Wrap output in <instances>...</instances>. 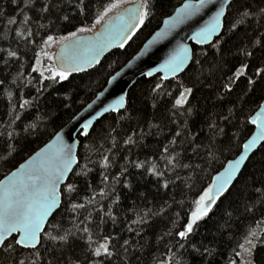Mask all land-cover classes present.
I'll return each instance as SVG.
<instances>
[{
  "label": "trees",
  "instance_id": "16d2710c",
  "mask_svg": "<svg viewBox=\"0 0 264 264\" xmlns=\"http://www.w3.org/2000/svg\"><path fill=\"white\" fill-rule=\"evenodd\" d=\"M184 1L186 0H151L149 21H146L145 26L136 33L125 48L109 54L100 65L89 72L72 74L67 81L50 87L43 93H37L35 89L40 85L32 79L37 74L31 72V66L34 64V53L40 51L38 46H42L41 39L46 38L45 32L60 39L61 36H67L75 29L65 27L59 21L49 25L48 19H38L37 12L28 10L25 11L32 18V23L24 25L21 22L23 14H17L22 5H14L11 0H0V9H3V14L0 15V47L10 46L16 50L19 42L18 54L24 61V63L10 62L7 68L0 61V79H5L6 82L4 86H0V133L9 131L20 133V137L12 141H9L6 135H0V180L46 144L102 91L110 77L140 50L150 36L160 28L163 20ZM113 2L115 0H91L95 12H102L105 6ZM249 2L254 6L264 4V0H249ZM65 11L68 9L65 8ZM5 17L15 19L18 23L8 25ZM39 24H44L45 28H39ZM88 24L89 26L94 24L91 14L88 17ZM25 27L38 33L34 37L37 46L28 45L25 48L23 41L14 37L15 30L23 31ZM255 27L258 26L255 24L250 26L245 22L235 34L229 33L231 39L226 45L227 51L223 60L217 57L213 61L210 51L207 58L201 57V65H197L196 69L188 75L183 73L165 82L160 76L139 80L128 94L127 107L119 113L105 116L94 126L95 131L90 137L80 139L78 151L80 165L76 166L75 170L79 171L85 163L89 168H93L94 171L89 174L92 188L95 192H99L104 188L99 180V176L104 171L99 166L102 153L106 154L110 151L112 153L110 158L115 161L114 167L108 170L110 177L119 175L120 166L125 164V155L134 160L138 158V161L143 162L147 169H150L153 163L157 167H162L163 161H159L157 157L162 147L168 145L169 140L173 138L179 142L173 154H179L182 163L199 164V168L194 172L180 167H177L176 172L168 171L169 177L178 175L179 178L174 181L170 179L169 189L164 190L159 188L157 180L148 175L144 169L129 167L126 179L132 184L131 190L110 178L111 186L116 188V194L120 197L118 205H112L111 197L106 199L97 195L87 209L93 212L87 220H85L86 210H72L68 207L55 217L53 223L60 224L62 230L72 231L86 224L91 229L93 239L100 243H103V235L108 234L120 235L121 240L131 239L134 247L140 251L131 257L130 264H159L160 260H167L168 255L172 254L169 249L177 254V264H231L233 259L240 264V258L235 256L236 251H241L238 243H242L245 238H252L250 235L252 232L264 233V192L257 191L264 188V171H262L264 144L253 154L229 194L221 197L212 212L197 222L195 234L191 240L201 251L210 249L209 253L200 255L194 253L191 247L179 249L174 247L175 240H171L166 248L165 241L160 240L159 237L182 227L187 222L188 214L196 207L194 201L198 199V195L211 185L214 175L223 169L228 161L239 155L241 144L246 142L254 131V126L246 123V118L258 110V102H263L264 84L258 83L254 90L243 99V108L237 110L236 116L230 123L224 122L223 115L237 103L239 93L227 97L224 101L219 100L218 96L223 92L220 85L224 82L225 75L230 72L233 65L238 63L233 53L238 50L242 41L247 43L255 35L253 32ZM258 55H264V53H258ZM47 74L46 72L45 75ZM14 80L15 83H13ZM29 80L31 83H28ZM180 82L189 87L194 86V94L190 98L193 111L187 117L186 124L183 123L185 117L172 116V104L178 94ZM157 83L165 86L159 93L153 92ZM25 84L27 87L24 86ZM165 91L171 92L172 95H165ZM23 100H29L31 106L20 109L19 103ZM17 114L21 116V120L10 123ZM209 122L218 123L224 132L210 130ZM30 124H35L36 128L23 132L22 128H28ZM153 125H159V127H153ZM113 129H115L114 132ZM140 129H143L147 135L129 152L123 141L133 131L138 132ZM185 129H191L187 137H174L175 131L183 132ZM109 133L115 137V146L112 144V136ZM194 134H198L197 139L200 145H208L209 137H211L214 147L210 156L206 157L203 147L198 154H193L196 144H190V140ZM6 143L10 151L4 150ZM185 149H187L186 152ZM6 156L10 160L8 163L4 160ZM124 180L125 177H121V181ZM189 184L192 185L191 188L187 187ZM80 188L81 198L76 202L87 203L84 197L92 196L94 193L86 189L82 180ZM95 207H103L106 211L111 209L117 217L116 224L114 225L107 217H104L101 223L100 215L94 211ZM177 212L180 213L179 218L176 216ZM145 213L149 214L146 217L149 222L142 228H138L141 236L137 237L135 233H129L127 227L129 225L137 227L132 224V221L138 220L140 215ZM157 213L163 214L157 215ZM49 231H51L50 228ZM141 245L143 248L140 247ZM41 252L42 255H47L43 249ZM68 256L82 264H88L86 245L82 239H77L71 245ZM254 264H264V246L257 247Z\"/></svg>",
  "mask_w": 264,
  "mask_h": 264
},
{
  "label": "snow or ice",
  "instance_id": "6c2138e0",
  "mask_svg": "<svg viewBox=\"0 0 264 264\" xmlns=\"http://www.w3.org/2000/svg\"><path fill=\"white\" fill-rule=\"evenodd\" d=\"M11 2L14 5H22L17 14H23L21 22L24 25L32 23V18L25 11L28 10L37 12L38 19H48L49 25L59 21L65 27L75 29L70 31L67 36L60 37L62 48L58 57H54L47 51V48L56 42L57 37L48 34L47 31L45 32L46 38L41 39L42 46H38L40 51L34 53V64L31 66V72L37 74L32 79H35L40 85L35 89L37 93H43L50 87L67 81L73 72H82L90 66L98 65L100 55L105 49H109L113 45L121 49L125 48L136 33L145 26L146 21H149L152 7L151 0H135L132 6L122 13L109 16L108 14L119 8L124 0H115V2L105 6L102 12L94 11L91 0H11ZM210 6L215 8L214 14L210 15L202 26L186 37V39L193 41V45L178 43L163 64L145 75L153 77L156 73L163 72V80L165 81L169 80L170 76L174 79L176 74L181 72L188 75L196 69L197 65H201V57L207 58L210 51L213 61L217 57L223 60L227 51L226 45L231 39L229 33L235 34L236 30L245 22L250 26L252 24L257 25L258 27L253 28L255 35L247 43L242 41L238 50L233 53L238 63L233 65L230 72L225 75L224 82L220 85L223 92L219 94L218 99L221 101L239 93L237 103L228 109L227 114L223 115L224 122L230 123L232 118L236 116L237 110L243 108V99L254 90L258 83L264 84V55H258V53H264V4L254 6L249 0H186L174 15L163 21L164 27L156 32L153 39L149 41V45L172 37L182 26L193 21L196 17L202 16ZM65 8L68 11H65ZM2 14L3 9H0V15ZM90 14L93 16L94 23L100 24L102 29L98 33H93L92 37L84 39L81 34L93 31L88 24ZM5 19L8 25L18 23L12 18L5 17ZM38 27L45 28V25L39 24ZM37 34L29 27H25L23 31H14V37L23 41L25 48L28 45L37 46L34 38ZM197 46L199 47L197 48ZM19 50V42L16 50L10 46L0 47V54H2L0 61L3 62L5 68L9 67L10 62L20 61L24 63L21 55L18 54ZM41 55L47 61L55 59L56 62V67L49 66L47 68V75L43 70L44 62ZM116 79L117 76H111L109 82ZM45 81L48 83L45 84ZM5 83V79H0V86H4ZM28 83H31V80ZM24 86L27 87V84ZM164 87L163 84L157 83L153 92L159 93ZM178 88V94L172 104V116L185 117L183 123L186 124L187 117L193 111L190 98L193 97L194 86L189 87L180 82ZM164 94L172 95L169 91H165ZM100 95L103 96L104 94L101 93ZM26 106H31L29 100H23L22 103H19L20 109H25ZM92 107L93 105H88L89 109ZM125 107L126 98L121 96L114 104L106 107L104 112L115 111L119 113ZM257 109L254 115L246 118V123L255 126L258 130L256 135L241 144L238 157L230 161L225 171L219 173L214 182L198 195V199L194 201L196 207L188 214L187 222L182 227L159 237L160 240L165 241L166 248L171 240H175L174 247L179 249L191 247L194 253L200 255L211 251L210 249L201 251L195 246L191 237L195 234L197 222L207 217L216 203L221 200V197L229 194L230 189L238 181L243 168L254 154L250 150L254 149L258 140H264V102H258ZM19 120H21V116L17 114L10 123ZM153 127H159V125H153ZM34 128L36 125L30 124L28 128H22V131L28 132L29 129ZM209 129L224 132L218 123L209 122ZM94 131L92 121L89 120L82 125L80 134L83 137H90ZM114 131L115 129H113ZM189 131L191 129H185L183 132L175 131L174 137H187ZM0 135H6L9 141L20 137V133L10 131L0 133ZM109 135L112 136V133ZM145 135L147 133L143 129L138 132L133 131L123 143L130 152ZM197 136L198 134L192 135L190 140V144H196L193 154H198L200 148L203 147L206 157L210 156L214 147L211 137H209L208 145H200ZM178 143L177 139L173 138L169 140L168 145L162 147L157 157L159 161H163L162 167H157L153 163L151 168L147 169L143 162L138 161V158L134 160L125 155V164L120 166L119 175L111 177L108 170L114 167L115 161L110 158L112 156L110 151L106 154L102 153L99 166L104 171L99 176V180L104 188L95 192L89 175L94 169L89 168L88 164L85 163L79 171L74 170V164L79 166L80 161L73 154V145L66 144L64 134L58 131L51 143L31 156L25 163L20 164L10 175H6L3 180H0V264H82V262L68 256L71 245L77 239H82L86 245L88 264H115L117 261L119 264H130L131 257L140 251L134 247L131 239L121 240L120 235L108 234L103 235V243H100L93 239L91 229L86 224L84 227L72 231L62 230L60 224L53 223V221L64 208L70 207L72 210L84 209L87 211L97 195L106 199L111 197L112 205H118L120 197L116 194V188L111 186L110 178L131 190L132 184L126 179L129 174V167L144 169L148 175L157 180L159 188L168 190L170 179L174 181L179 178L178 175L169 177L168 171L176 172L177 167H180L191 169L194 172L200 167L199 164L182 163L179 154H173L176 152ZM112 144L113 146L116 145L114 136H112ZM4 150L10 151L7 143ZM186 151L187 149H185ZM4 160L5 163L10 162L7 156ZM121 177H125V180L121 181ZM81 180L86 189L94 193L92 196L84 197L87 203L76 202L81 198ZM187 187L191 188L192 185L189 184ZM257 191L264 192V188L257 189ZM164 210L166 211L167 208L165 207ZM94 211L100 215L101 223H103L104 217H107L114 225L116 224L117 217L111 209L106 211L103 207H95ZM162 214L157 213V215ZM92 215V211H87L85 220ZM147 215L149 214H142L138 220H133L132 224L137 227L129 225L127 231L140 237L141 231L138 228H142L149 222L146 218ZM176 216L179 218L180 213L177 212ZM250 235L252 238H245L242 243H238V248L241 251H236L235 256L240 258V264H254L257 247L264 246V233L252 232ZM140 247L143 248V245ZM41 249L47 255H42ZM169 252L172 254L168 255L167 260H160L159 264H177V254L172 252V249H169ZM231 264H237V260L233 259Z\"/></svg>",
  "mask_w": 264,
  "mask_h": 264
},
{
  "label": "water",
  "instance_id": "95a60500",
  "mask_svg": "<svg viewBox=\"0 0 264 264\" xmlns=\"http://www.w3.org/2000/svg\"><path fill=\"white\" fill-rule=\"evenodd\" d=\"M184 2H186V1H184ZM183 3L180 6H178L171 15H174L176 10L179 9L183 5ZM131 6L132 5L126 6L125 8L121 9L118 13H122L125 9H127ZM214 11H215V8L210 6L209 9L205 10V12L202 16H198L193 21H190L188 24L182 26L179 30H177V32L172 37H169L166 40L159 41L157 43L149 45V41L153 39L156 32L160 31L164 27L163 22H162L160 28L157 29L150 36V38L143 44V46L140 48V50L122 68H120L114 74L115 76H117V79L115 81H111V82H109L110 81V79H109L106 86L103 88V90L100 91L79 113H77V115L75 117H73V119L71 121H69L63 128H61L59 130V132H62L64 134L65 143L73 145V154H74V156L77 157V159H78V151H79V147H80V139L85 138L80 134V129H81L82 125L84 123H87L89 120H91L93 127H94L97 124V122H99L105 116H107L111 113H117L115 111L104 112V109L106 107H108L109 105L114 104L115 101L118 100L121 96H124L126 98V107H127L128 94H129L130 90L132 89V87L135 86V84L139 80H141L143 78L152 79V78L160 76L161 80L165 82V80H163V76H164L163 72L156 73L153 77H148L145 74L149 71H152L155 68H158L161 64H163V62L168 58L169 54L173 51V49H175L177 47L178 43L183 42V43L189 44L190 46L193 45V41L186 39V37L191 35V33L194 32L198 27L202 26L206 22V20L210 17V15L214 14ZM114 15H112V16H114ZM171 15H169V16H171ZM168 17H166L165 19H167ZM101 29H102V26H100L93 33H98L101 31ZM93 33L83 34V35H81V37L84 39H87V38L92 37ZM146 45H148V47H146ZM197 47H199V46H197ZM61 48H62V44L58 47V49L55 53V57L59 56ZM118 49H121V48H118L115 45H113L109 49H105V51L100 55V63L103 61V59L105 57H107L109 54H111L112 52H114ZM141 53H143V55H141ZM66 54H68V53H66ZM100 63L98 65H100ZM98 65L90 66V67L86 68L85 71H82V72H73V74L87 73L90 70H92L93 68L97 67ZM117 74H119V75H117ZM182 74H183V72L176 74L175 78L181 76ZM172 79L173 78H171V76H170L169 80H167V81H170ZM101 93H103L104 95L101 96L100 95ZM263 102H264V100H263ZM90 104L93 105V107L91 109L88 108V105H90ZM123 110L124 109H121L120 112ZM101 113H103V115H101ZM257 131L258 130L254 126V131L248 140H250L252 138V136L256 135ZM54 138H55V135L46 144H44L38 150H36L31 156L35 155L42 148H44L47 144L51 143ZM263 144H264V140H258L257 145L254 147L253 150H250V152H253L255 154ZM31 156H29L23 163H25L28 159H30ZM232 160H234V159H232ZM232 160H230V161H232ZM230 161H228L226 163V165L224 166L223 169H221L218 173H216L214 175L211 184L214 182L215 177L219 173L225 171V169L227 168V165ZM23 163H21V164H23ZM247 164H248V162H247ZM76 166L77 165L74 164V166H73L74 170H75ZM15 170H16V168L13 171H15ZM10 173L7 175H10Z\"/></svg>",
  "mask_w": 264,
  "mask_h": 264
},
{
  "label": "rangeland",
  "instance_id": "374dc122",
  "mask_svg": "<svg viewBox=\"0 0 264 264\" xmlns=\"http://www.w3.org/2000/svg\"><path fill=\"white\" fill-rule=\"evenodd\" d=\"M133 2H135V0H124V2L121 3V6H120L119 8L113 10V11L110 12L108 15H109V16H112V15L118 13L121 9L125 8L126 6H128V5H132ZM100 26H101L100 24H95V23H94V24L91 26L92 29H93V31L90 32V33L95 32ZM84 34H88V33H84ZM81 35H83V34H81ZM61 44H62V43H61L60 39H57L55 43H53L51 46H49V47L47 48V51L55 57V53H56L58 47H59ZM41 59H42V61L44 62V69H43V70L45 71V73L47 72V68H48L49 66H51V67H56L55 59H54L53 61H47L46 58L43 57V55H41Z\"/></svg>",
  "mask_w": 264,
  "mask_h": 264
}]
</instances>
